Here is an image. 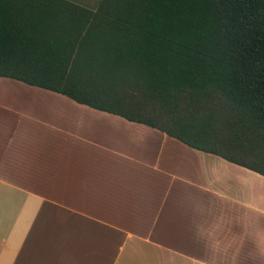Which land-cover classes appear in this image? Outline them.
I'll list each match as a JSON object with an SVG mask.
<instances>
[{
    "label": "crops",
    "instance_id": "crops-1",
    "mask_svg": "<svg viewBox=\"0 0 264 264\" xmlns=\"http://www.w3.org/2000/svg\"><path fill=\"white\" fill-rule=\"evenodd\" d=\"M0 78V264H264V176Z\"/></svg>",
    "mask_w": 264,
    "mask_h": 264
},
{
    "label": "trees",
    "instance_id": "trees-1",
    "mask_svg": "<svg viewBox=\"0 0 264 264\" xmlns=\"http://www.w3.org/2000/svg\"><path fill=\"white\" fill-rule=\"evenodd\" d=\"M0 78L224 153L264 176V152L245 163L240 134L264 142V0H99L94 9L0 0ZM99 78L113 96L65 89H99Z\"/></svg>",
    "mask_w": 264,
    "mask_h": 264
},
{
    "label": "rangeland",
    "instance_id": "rangeland-1",
    "mask_svg": "<svg viewBox=\"0 0 264 264\" xmlns=\"http://www.w3.org/2000/svg\"><path fill=\"white\" fill-rule=\"evenodd\" d=\"M68 1H71L73 3H76V4L80 5V6H83V7L89 8V9H94L96 7V5L98 4L99 0H68ZM47 83L54 84V83H57V82L47 81ZM98 85L100 86V88L99 89H95V88H90V87H88V85H85L83 83L72 82V83L66 84L65 85V87H66L65 89H69L70 91L74 92L76 95H78L80 97L87 98V99H93V95L95 94L96 91H99L100 94L103 95V96H113V94H115L114 91H111V90L108 91L105 88V82L102 80V78H99ZM105 102L106 103H110V102H113V101L105 100ZM125 111L126 112H130V113H137V114L140 115V111L136 110V109L125 110ZM143 116L144 117H148L149 115H143ZM148 118H150V117H148ZM151 118L154 119L156 122L158 121L153 116H151ZM181 134L184 135V132L183 133L181 132ZM240 134H241V137L243 139L242 145L244 146L245 149L249 150L247 152H250V154L249 153L246 154L247 156L243 155V158H245V159H243V161L245 163H252L253 164V162H252L253 157H254L253 154H261L262 152H264V142L262 140L259 141L255 136H252L250 134V132L241 133V131H240ZM232 135H233V133L229 134V136H232ZM220 136L222 137L223 134H220ZM193 141H195V140H193ZM198 143H201V142H198ZM225 153H232V152H229V151L225 150ZM248 156H250V157H248Z\"/></svg>",
    "mask_w": 264,
    "mask_h": 264
}]
</instances>
